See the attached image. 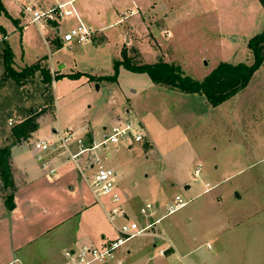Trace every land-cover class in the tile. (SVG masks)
I'll return each mask as SVG.
<instances>
[{
  "label": "rangeland",
  "instance_id": "1",
  "mask_svg": "<svg viewBox=\"0 0 264 264\" xmlns=\"http://www.w3.org/2000/svg\"><path fill=\"white\" fill-rule=\"evenodd\" d=\"M38 1L54 8L68 0ZM95 1L107 10L114 8L110 2ZM115 2L128 13L138 11L136 4L141 11L154 6L149 13L155 20L147 21L152 26L149 32L130 35L126 24L109 26L111 20L103 37L95 33L88 45L58 48L47 41V35L53 36L50 24L44 25L46 31L42 24H31L16 1L3 0L8 15L0 16V27L5 30L0 29V121L11 133L13 126L32 113L46 110L39 120L40 134L49 133L52 141L67 132L61 129L84 125L90 127L84 138L100 139L104 128L114 126V113L122 121L141 125L144 140L134 143L131 150L125 144L103 148L104 154L113 149L111 167L108 163L105 167L120 172L116 187L130 218L116 216L117 224L121 228L140 223L141 208L148 202L155 204L151 193L165 203L161 216L177 195L188 204L150 233L121 247L117 256L126 264H264V66L247 89L219 108L209 106L203 95L153 86L146 74L124 68L116 82L98 80L115 75L114 62L123 59V50L134 64L171 63L198 81L221 63L251 65L248 41L264 28L261 4L258 0ZM162 12L170 14L171 23L158 20ZM66 28L61 27V35ZM5 35L14 54V69L21 72L47 57L42 65L52 74L51 85L43 83L40 72L21 85L5 76ZM61 66L67 67L59 70ZM76 74L81 78H69ZM56 76L63 78L55 81ZM87 172L92 180L95 172ZM105 221L108 243L118 236L116 228Z\"/></svg>",
  "mask_w": 264,
  "mask_h": 264
},
{
  "label": "crops",
  "instance_id": "2",
  "mask_svg": "<svg viewBox=\"0 0 264 264\" xmlns=\"http://www.w3.org/2000/svg\"><path fill=\"white\" fill-rule=\"evenodd\" d=\"M14 1L17 2L22 10L25 7L33 5L40 9H45L43 6L51 8V6L47 7L43 4V1L39 2L38 0ZM32 1H36L37 5L31 3ZM104 1L112 3L114 8L107 10L95 0H68L64 3H69L80 16L81 21L92 30L93 35L96 33L99 37H103L102 33L107 28L106 26L111 23V20L113 24L109 26L118 23L121 25L126 24L129 27L130 35L133 33L137 34L140 31L149 32L148 28H152L147 21L154 22L155 20V17L153 18L154 15L149 13L154 6H150L151 10L141 11L136 2L138 11L130 10L128 13L115 0ZM236 2L239 3V0H236ZM243 3L249 9V4L245 3V1ZM261 8H263L262 5ZM137 14H140L141 17L138 20L132 19ZM147 15L150 19L146 17ZM161 15L162 17L158 20L168 24L171 23L169 13L162 12ZM249 17L250 15L246 16V18ZM246 18H244V22H251L250 20H246ZM78 23L76 18L63 19L60 24L51 23L50 26L53 36L49 39L47 35L48 43L58 48L67 46L62 42L61 27L64 25L67 26L65 29L66 32ZM164 23V28L168 29ZM261 32H257L252 37ZM93 44L95 46L98 45L97 42ZM86 45L73 44L70 48ZM162 48H164V45H162ZM65 67L67 66H61L59 68L62 70ZM153 86L159 87L155 84ZM112 117L115 124L118 120H121L116 113ZM8 121H12V118L9 117ZM40 124L39 131L30 142H25L11 148L13 163L12 175L18 190L14 194L15 208L12 211L6 207L4 198L0 193V264H63L65 261L64 253L71 247L80 248L90 245L101 247L107 243L104 234L105 220H108L116 228V236L119 235L118 229L121 224H117L116 217L112 220L108 216L109 211L115 205L109 197L98 196L96 194L92 187L93 177L92 180L91 177H87V173L90 172H86L83 175L76 163L68 160V153L59 155L49 154L34 148L36 142L52 141L54 138L46 132H43L41 135L42 123ZM89 128V125H84L76 129L64 128L60 131H73L76 136L84 137L83 135L89 134ZM55 131L53 129V133ZM92 134L94 135V133ZM92 137V135L86 136L89 144ZM11 142L12 135L10 130L6 124L0 121V149L6 147ZM127 148L128 150L132 149L130 146ZM71 149L74 153L78 151L76 145H71ZM112 150L109 149L110 152L108 154H104V149L87 153L83 156L82 162L84 164L87 158L93 160L98 158L104 166L108 163L107 165L111 167L110 157H112ZM118 151L119 148L115 149L114 152ZM119 167L121 168V165H118ZM113 170L116 172L115 169ZM116 175V181H119L120 172L117 171ZM150 198L154 201L157 209V215L154 219L162 217L163 215L161 216L160 214L164 211L163 207L165 203L159 201L158 196L154 195V193H151ZM121 204L123 205V212L126 216H118H123L127 220L130 219L128 212L124 210L126 203H123L122 198ZM146 222V219L141 218L139 224L144 226ZM153 236L157 237L156 234ZM162 237H164V233ZM127 252L129 253L130 250Z\"/></svg>",
  "mask_w": 264,
  "mask_h": 264
},
{
  "label": "built area",
  "instance_id": "3",
  "mask_svg": "<svg viewBox=\"0 0 264 264\" xmlns=\"http://www.w3.org/2000/svg\"><path fill=\"white\" fill-rule=\"evenodd\" d=\"M69 6V3L62 4L47 11L39 9L36 6H29L24 8V12L30 16L31 24L36 25H49L57 20L62 21L66 18H76L79 23L64 32L62 42L68 47L73 44H89L92 41V30L81 21L80 16L74 8H69ZM10 125H12L11 121ZM139 130H142L140 124L134 123L131 120H118L111 129L104 128V133H102L100 139L92 137L90 144L86 141V138L78 137L72 131H67L55 141L36 142L34 148L49 154L59 155L68 153V160L74 161L83 175L87 171H94L92 187L98 196L109 197L112 203H114L115 207L108 213V216L113 220L118 215H125L123 205L121 204V196L117 192L116 172L111 168L105 167L98 158L95 160L87 158L83 164V156L87 153L106 148L110 144H126L132 147L134 143H140L144 140V135L139 133ZM71 145H76L78 151L74 153ZM199 173L200 169L195 171L196 175ZM187 204L178 195L167 206L166 213L162 217L154 219L157 215L156 206L152 203H146L141 208V215L147 221L144 226L136 222L123 225L118 229V237L101 247L94 245L82 246L80 248L71 247L64 253L65 261L63 264H126L125 261L120 260L117 256V251L121 247L136 237L150 233L164 218L183 209Z\"/></svg>",
  "mask_w": 264,
  "mask_h": 264
},
{
  "label": "trees",
  "instance_id": "4",
  "mask_svg": "<svg viewBox=\"0 0 264 264\" xmlns=\"http://www.w3.org/2000/svg\"><path fill=\"white\" fill-rule=\"evenodd\" d=\"M259 2L264 8V0H259ZM2 14L8 15L3 0H0V16ZM0 29L5 33L2 27ZM6 38L5 35L2 41L5 76L12 78L21 85L40 72L43 83L51 85L53 83L52 74L48 68L42 65L47 57L18 72L13 67L14 54ZM248 48L253 54L254 61L251 65L221 63L202 81L187 76L181 67L171 63L159 61L154 64H134L128 57L126 50H123V59L114 62L115 75L99 77L98 80L116 82L120 68H124L132 73L146 74L151 82L157 86L185 94L203 95L210 106L217 108L244 91L249 86L254 74L264 66V29L248 41ZM59 78L63 77L56 76L54 80L57 81ZM69 78L79 79L81 75H69ZM90 80L93 81L94 79L91 77ZM45 114L46 110L34 112L24 121L13 126L11 129L12 142L0 149V193L4 198L6 207L11 211L15 208L14 194L18 190L12 175L11 148L30 142L39 131L41 126L39 120Z\"/></svg>",
  "mask_w": 264,
  "mask_h": 264
},
{
  "label": "water",
  "instance_id": "5",
  "mask_svg": "<svg viewBox=\"0 0 264 264\" xmlns=\"http://www.w3.org/2000/svg\"><path fill=\"white\" fill-rule=\"evenodd\" d=\"M159 59H160V57H159ZM61 68H59V70H60Z\"/></svg>",
  "mask_w": 264,
  "mask_h": 264
}]
</instances>
